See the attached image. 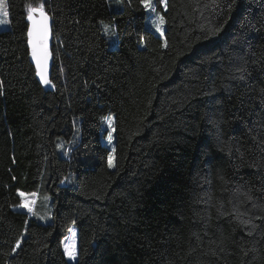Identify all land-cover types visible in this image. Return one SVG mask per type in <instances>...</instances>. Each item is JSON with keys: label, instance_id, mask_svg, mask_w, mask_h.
<instances>
[{"label": "trees", "instance_id": "trees-1", "mask_svg": "<svg viewBox=\"0 0 264 264\" xmlns=\"http://www.w3.org/2000/svg\"><path fill=\"white\" fill-rule=\"evenodd\" d=\"M7 3L0 264H264V0H155L163 37L142 0ZM40 4L53 90L28 46ZM20 191L51 197V224Z\"/></svg>", "mask_w": 264, "mask_h": 264}, {"label": "rangeland", "instance_id": "rangeland-1", "mask_svg": "<svg viewBox=\"0 0 264 264\" xmlns=\"http://www.w3.org/2000/svg\"><path fill=\"white\" fill-rule=\"evenodd\" d=\"M109 1V8L113 12H118L122 9V0H108ZM7 4L8 10V3L7 0H0V6ZM152 3L155 5V0H152ZM162 8L166 10L161 3ZM147 10V22L146 26L152 29L157 35L163 37L164 36V23L159 24V19L157 13H162L160 11L151 12ZM7 21V22H4ZM101 27L103 30L104 35L107 38V42L110 49H113L117 46V29L114 22H103L101 23ZM10 30V20H9V11L8 15L4 16L3 12L0 11V32H6ZM111 164L110 168H115V157L113 155L109 158V165ZM74 175V173L72 174ZM68 181H72L70 178ZM21 197V204L14 207L15 211L25 212L30 215L33 214V219L41 224H51L53 221V213L54 207L51 204V197L48 194H37V193H27V192H19ZM31 208L32 211L29 212L28 209ZM72 227L70 229L69 235L64 240V249L66 256L70 262H76L78 257V238H77V230L76 228L73 231ZM75 250V259L68 255V251Z\"/></svg>", "mask_w": 264, "mask_h": 264}, {"label": "water", "instance_id": "water-1", "mask_svg": "<svg viewBox=\"0 0 264 264\" xmlns=\"http://www.w3.org/2000/svg\"><path fill=\"white\" fill-rule=\"evenodd\" d=\"M35 9H38V8H35ZM32 15H33V19L35 21H39L41 19L39 11L32 13ZM47 16H48V38H47V45H46V51H47L46 61L44 58L45 57V48H44V45L41 43L40 37L35 32L33 33L32 36H29V31L33 30V21H30V20H29V31H28V46L30 49L31 61L36 67L39 81L42 83L43 86L49 87L51 90H53L52 83H50V84L45 83V78L47 80H50L51 65H52V59L48 53V48L50 45V40H51V35H52L53 20L49 14H47ZM34 51L36 53L35 56L33 55ZM37 57L40 58V66L39 67L37 64Z\"/></svg>", "mask_w": 264, "mask_h": 264}, {"label": "snow or ice", "instance_id": "snow-or-ice-1", "mask_svg": "<svg viewBox=\"0 0 264 264\" xmlns=\"http://www.w3.org/2000/svg\"><path fill=\"white\" fill-rule=\"evenodd\" d=\"M158 3H162L164 8L166 9L168 4H167V0H158ZM142 4L143 7L145 9L150 10L151 12H156V5H154L152 3V0H142ZM29 8V15H28V20L33 21V30L29 31V36H32L33 33L35 32L41 39V43L44 45L45 48V61L47 59V51H46V45H47V38H48V16L47 14L44 12V5L40 4L38 9H34L31 5L28 6ZM0 11L3 12L4 16L8 15V10H7V4L5 3L3 6H0ZM39 11L40 13V17L41 19L39 21H35L33 19V15L32 13ZM158 19H159V24H163L164 23V17L162 15H160V13H157ZM7 22V21H4ZM33 55L35 56L36 53L34 51ZM37 64L38 67L40 66V58L37 57ZM45 83L46 84H50L51 81L47 80L45 78ZM109 140H111V136H109ZM111 166V164H110ZM29 212L32 211L31 208L28 209ZM19 242L17 243L16 247H19ZM68 255L70 257H72L73 259H75V250L74 248L70 251H68Z\"/></svg>", "mask_w": 264, "mask_h": 264}]
</instances>
